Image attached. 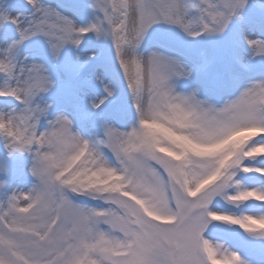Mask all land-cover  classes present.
I'll return each instance as SVG.
<instances>
[{
    "label": "snow or ice",
    "instance_id": "snow-or-ice-1",
    "mask_svg": "<svg viewBox=\"0 0 264 264\" xmlns=\"http://www.w3.org/2000/svg\"><path fill=\"white\" fill-rule=\"evenodd\" d=\"M26 3L30 18L0 5V30L11 24L17 34L0 38V98L15 102L0 108V141L7 157L31 158L32 178L27 191L10 193L0 180V264H248L204 234L217 222L264 240V228L248 226L264 215L214 207L264 203V186L245 183L264 178L254 164L264 159V80L234 85L236 98L217 106L198 98V88L178 92L191 70L147 43L170 30L193 39L223 34L248 0H89L87 24L42 0ZM89 34L108 42L115 74L108 83L96 77L104 94L88 110L53 115V68L21 55L23 45L43 38L56 66ZM243 40L253 58L264 57V36ZM122 90L127 106L106 111ZM0 173L12 174L7 159Z\"/></svg>",
    "mask_w": 264,
    "mask_h": 264
},
{
    "label": "rangeland",
    "instance_id": "rangeland-1",
    "mask_svg": "<svg viewBox=\"0 0 264 264\" xmlns=\"http://www.w3.org/2000/svg\"><path fill=\"white\" fill-rule=\"evenodd\" d=\"M42 2L57 8L64 15L76 20L78 24H87L93 19L91 9L88 7L89 0H42ZM0 5L5 6L12 16L30 18L32 15V8L26 0H0ZM72 9L78 10L79 15H75ZM244 35H249L250 38L264 36V0H248L242 19H234L223 34L193 39L179 30H170L167 33L150 36L147 43L152 48L163 46L162 51H167L191 70L192 75L189 78L176 82L178 92L187 94L193 88H198V98L209 99L217 106H221L227 100L235 99L239 94L240 88L234 85L238 84L242 87L250 81L264 80V57L253 58L244 43ZM0 38H17L14 26L4 25L0 30ZM39 40V43L26 42L21 55L27 54L30 61L40 60L53 68L58 86L46 97L49 103L54 104L53 115L63 111L71 117L79 111L88 110V101L104 94L103 87L96 77L108 83L115 74V67L110 61L108 42L97 41L93 34H89L79 48L74 49L70 46L66 48L61 60L54 66L46 45L43 44V38ZM90 56L96 58L90 60L77 75L75 70ZM65 66L67 71L64 70ZM57 67L61 69L58 74ZM127 103V96L122 90L120 98L110 103L106 111H111L115 106L126 107ZM14 107V101L0 98V108L3 111H11ZM100 115L101 113L97 112L95 118L98 119ZM80 127L79 121H75V128L79 130ZM88 131L89 129L85 128V134ZM0 158L7 159L12 168L9 177L0 173V180L9 181V186L4 191L8 193L13 190L27 191L32 183V178L27 174L31 158L19 153L14 154V158L7 157L2 141H0ZM254 164L264 167V159H259ZM245 183L249 187H262L264 178L250 175L245 179ZM214 207L238 214L264 215V203L254 199L245 202L240 209L232 208L223 201H218ZM204 235L211 242L222 244L225 248L238 252L248 264H264V240L249 237L237 225L213 222Z\"/></svg>",
    "mask_w": 264,
    "mask_h": 264
},
{
    "label": "clouds",
    "instance_id": "clouds-1",
    "mask_svg": "<svg viewBox=\"0 0 264 264\" xmlns=\"http://www.w3.org/2000/svg\"><path fill=\"white\" fill-rule=\"evenodd\" d=\"M248 226L250 228H253V229L264 228V221H254V222H250Z\"/></svg>",
    "mask_w": 264,
    "mask_h": 264
},
{
    "label": "bare ground",
    "instance_id": "bare-ground-1",
    "mask_svg": "<svg viewBox=\"0 0 264 264\" xmlns=\"http://www.w3.org/2000/svg\"><path fill=\"white\" fill-rule=\"evenodd\" d=\"M244 36H249V35H244Z\"/></svg>",
    "mask_w": 264,
    "mask_h": 264
}]
</instances>
